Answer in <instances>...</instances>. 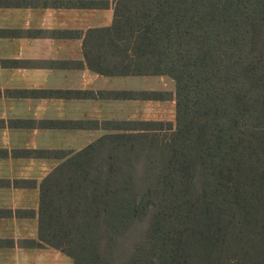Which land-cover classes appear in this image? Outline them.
Segmentation results:
<instances>
[{"label": "trees", "instance_id": "obj_1", "mask_svg": "<svg viewBox=\"0 0 264 264\" xmlns=\"http://www.w3.org/2000/svg\"><path fill=\"white\" fill-rule=\"evenodd\" d=\"M115 13L112 54L174 79L175 125L57 166L24 245L73 264H264V0H118Z\"/></svg>", "mask_w": 264, "mask_h": 264}, {"label": "crops", "instance_id": "obj_2", "mask_svg": "<svg viewBox=\"0 0 264 264\" xmlns=\"http://www.w3.org/2000/svg\"><path fill=\"white\" fill-rule=\"evenodd\" d=\"M117 1L0 0V254L38 248L41 185L73 154L175 125L174 79L112 54Z\"/></svg>", "mask_w": 264, "mask_h": 264}, {"label": "rangeland", "instance_id": "obj_3", "mask_svg": "<svg viewBox=\"0 0 264 264\" xmlns=\"http://www.w3.org/2000/svg\"><path fill=\"white\" fill-rule=\"evenodd\" d=\"M176 114V101H175ZM176 118V116H175ZM109 145V144H108ZM105 150L109 149V146ZM104 147V148H105ZM1 264H73V259L59 249L45 245L26 252L0 254Z\"/></svg>", "mask_w": 264, "mask_h": 264}]
</instances>
